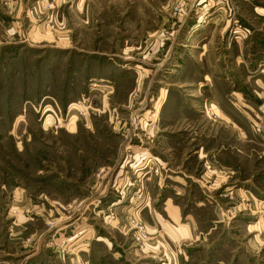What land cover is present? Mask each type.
<instances>
[{
    "label": "rangeland",
    "instance_id": "1",
    "mask_svg": "<svg viewBox=\"0 0 264 264\" xmlns=\"http://www.w3.org/2000/svg\"><path fill=\"white\" fill-rule=\"evenodd\" d=\"M244 20L264 40V0H0V264H264V105L211 77ZM167 198L187 237L150 229Z\"/></svg>",
    "mask_w": 264,
    "mask_h": 264
},
{
    "label": "crops",
    "instance_id": "2",
    "mask_svg": "<svg viewBox=\"0 0 264 264\" xmlns=\"http://www.w3.org/2000/svg\"><path fill=\"white\" fill-rule=\"evenodd\" d=\"M247 23L249 22L244 20L245 27L249 30V33L247 34L245 38H240L237 36L229 40V36H228V41L231 43H229V45H226L227 51L225 55L222 56L221 60H220V56L222 54H219L218 56L213 55L212 63H211V60L205 54V52L199 53V58L207 59V61H210L211 66H212L211 77L213 79L227 82L228 88H233V87H238V86L243 85L250 91L254 90L261 98L260 99L261 101L259 102H261V105L262 104L264 105V40H262L261 38H257L256 39L257 41L253 44L252 42L253 40H255V37L251 34L252 33L250 31L251 28L247 26L248 25ZM227 27L229 28V24L227 25ZM227 27L226 28L224 27L225 29L223 28V31H226ZM196 29L197 31H200L198 30V28ZM206 29L204 28V30ZM212 30L214 31V29ZM197 34L196 36H200L202 38L201 39L199 37L201 39V42H204L205 39H208V36L200 35V32H198ZM258 40L261 42H258ZM236 49L237 51L235 52L234 50ZM216 65H218L220 69H216ZM198 68L199 67H197V70ZM209 77L210 76L207 73L204 74V72L202 71V77L200 79L201 83L204 84L209 79ZM216 83H217V87H220V83L218 81H216ZM234 90H236V88H234ZM233 93L235 94V91H233ZM212 99H213V103H216V104L217 102L219 103V99L217 102L215 101V99L217 98H212ZM222 115L226 119H229L230 117L229 113H222L221 116ZM139 173H140V170H138V175ZM117 177L118 175L112 181V186H113L112 188L114 190L121 191L122 193L124 192L125 184L133 185V183L127 181L125 176H123L122 178H118V179ZM108 181L110 182L111 180H108ZM105 188L106 186H104L103 189L105 190ZM163 210L167 217L166 222L158 221L156 217H154V214L149 213L150 219L152 221V223L148 222L150 229L153 231L156 226L163 227L164 225H166V227H168L169 229L171 230L173 229L174 232L176 231L177 233H179L180 236L184 235L182 237H187L191 232V228L188 227L187 224L182 223L183 217H182V213H181L179 206L175 205L173 201L171 200V198H167L164 203ZM74 223L76 224V222ZM86 227H87L86 224H83V226L76 224V227L73 229L74 234L72 237H70V242H68V245L66 247L68 248L69 251H71L70 248L72 246L78 245L77 250H82L83 256L85 258V263L87 262L90 263V261H87L88 260L87 258L90 257V253L88 254L86 253L88 252V247H87L88 241L87 242L84 241V239L86 238V234H87ZM64 230H66V227ZM39 246H40V242H36L34 251H31L32 252L31 255L29 254L28 256H26L25 263L40 262L43 259H49V258H54V260L58 261L59 263H62L65 261V255L67 253L64 252L63 247H61L60 243H58L57 246H55L54 250L52 251L49 250L50 248H44V249L42 248V251L39 252L38 260L33 261L32 259H30V257L33 254H35V251L37 250L39 251L41 249V248L38 249ZM52 253H54V255H52Z\"/></svg>",
    "mask_w": 264,
    "mask_h": 264
},
{
    "label": "built area",
    "instance_id": "3",
    "mask_svg": "<svg viewBox=\"0 0 264 264\" xmlns=\"http://www.w3.org/2000/svg\"><path fill=\"white\" fill-rule=\"evenodd\" d=\"M132 222H133V227L136 228V232H135L136 238L140 240L141 243L143 244V241L148 237L145 226L142 225L140 222L135 221V219H133Z\"/></svg>",
    "mask_w": 264,
    "mask_h": 264
}]
</instances>
